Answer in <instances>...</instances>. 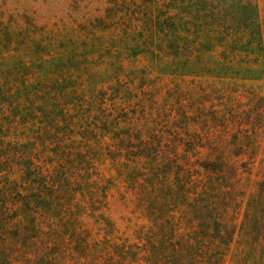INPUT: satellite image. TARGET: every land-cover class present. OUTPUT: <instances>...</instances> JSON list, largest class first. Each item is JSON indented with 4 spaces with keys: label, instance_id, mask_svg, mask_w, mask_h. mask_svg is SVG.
<instances>
[{
    "label": "trees",
    "instance_id": "1",
    "mask_svg": "<svg viewBox=\"0 0 264 264\" xmlns=\"http://www.w3.org/2000/svg\"><path fill=\"white\" fill-rule=\"evenodd\" d=\"M115 1L146 21L130 47L225 87L0 72V264H264V96L246 85L264 60L259 0Z\"/></svg>",
    "mask_w": 264,
    "mask_h": 264
},
{
    "label": "rangeland",
    "instance_id": "2",
    "mask_svg": "<svg viewBox=\"0 0 264 264\" xmlns=\"http://www.w3.org/2000/svg\"><path fill=\"white\" fill-rule=\"evenodd\" d=\"M141 13L140 5L134 7L130 1L123 4L115 0H0V21L10 40V45L2 44L0 72L32 65L33 70L48 74L66 67L82 75L87 81L85 87L90 88L98 78L108 82L121 75L124 79L133 77L129 80H133L136 88H146L144 82L168 94L191 81L196 85L225 87L218 79L200 73L184 75L186 68L176 67L171 59L151 60L142 48L130 47L125 38H138L147 32ZM259 14L264 26V0H259ZM256 75L246 85L264 96V60ZM235 84L240 87L242 83L235 81ZM39 104L49 112L56 110L47 96ZM38 156L44 160L42 153ZM259 158L264 160V152ZM256 187L254 176L245 178L243 188L247 195L255 192ZM109 215L121 230L127 227L130 235L134 220L129 223L128 214H122L117 203H112ZM255 259L257 262L250 264H259L258 256Z\"/></svg>",
    "mask_w": 264,
    "mask_h": 264
}]
</instances>
